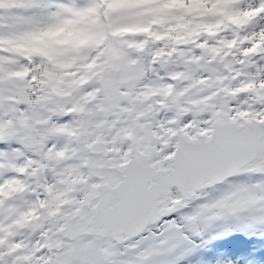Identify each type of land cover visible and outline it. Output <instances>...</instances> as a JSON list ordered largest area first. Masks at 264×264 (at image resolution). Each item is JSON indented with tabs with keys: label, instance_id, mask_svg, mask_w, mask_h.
I'll use <instances>...</instances> for the list:
<instances>
[{
	"label": "snow or ice",
	"instance_id": "1",
	"mask_svg": "<svg viewBox=\"0 0 264 264\" xmlns=\"http://www.w3.org/2000/svg\"><path fill=\"white\" fill-rule=\"evenodd\" d=\"M21 3L36 38L106 0ZM238 13L247 20L193 45L130 51L110 85L83 86L79 114L76 100L40 107L39 60H21L24 96L0 70V264H177L201 225L264 218V0H239ZM8 34L0 20V39ZM103 51L80 55L102 64ZM239 176L256 183L193 208Z\"/></svg>",
	"mask_w": 264,
	"mask_h": 264
},
{
	"label": "rangeland",
	"instance_id": "2",
	"mask_svg": "<svg viewBox=\"0 0 264 264\" xmlns=\"http://www.w3.org/2000/svg\"><path fill=\"white\" fill-rule=\"evenodd\" d=\"M185 1L187 4L156 1H136L121 4L117 3L115 0L112 17L116 27V33L113 36L110 34V31H108V24L105 26L104 23H102L103 21L106 22V19L103 11H101L103 7L100 5L88 16L84 18L73 16L70 18V22L56 29L54 36L57 37L61 32L66 33L65 40L66 43L70 45L69 48L59 50V54L64 58V61L60 62L54 59L53 62L42 53L36 55L30 54V58L22 55L21 58L22 53H20L17 57V62H21V60H27L29 63H35L37 60L41 62L40 64H36L35 69L39 72L37 83L42 92V95L39 97L40 107L47 111L63 112L64 106L76 100L83 86L91 82V80L99 77L110 85L120 71L119 62L122 61L130 51H143L150 43L154 44L158 40L167 39L168 35L161 34L151 37L148 33V28H150L152 24H158L159 26V24L171 22L169 17L174 7L189 4L190 7L197 5L205 8L208 3H201L200 0ZM142 3L147 4V8H142ZM175 3L179 4V6H175ZM230 7H233V3L228 4L224 3L223 0H217V3L211 5L210 8L208 7L206 11L209 12L211 17H217L220 23L225 19H229L228 16H226L227 14L234 15L233 19L235 21H246L245 17L239 18L238 12L222 11V9ZM101 20L102 22H100ZM161 31H164L163 26H161ZM84 36L88 38L87 45L83 48H73V44ZM138 37H146V39L138 43ZM170 37H173V35ZM99 48L104 49L101 53V55L105 57L104 62L102 64H97L95 62L92 64L84 63L85 57L81 56L80 53L95 51ZM0 61H2L4 65L3 68H0V70L5 72L4 83L6 85H11L21 96H24L25 88L27 87L25 81L29 75L28 68L21 64L22 69L20 71L9 73V76H16V80L12 81L9 77H6L8 76L6 63L9 62V59L0 57ZM10 67H18L20 69L19 64ZM41 68H43V71H40ZM76 103L77 107H75L73 111H78V114L82 113L83 107L78 103V100H76ZM254 183H256V178L240 176L221 187L206 191L205 198L197 201L193 205V208H195L197 204L213 203L225 195L243 188L251 189ZM191 210L192 209H189L188 211ZM212 223L221 224L226 228L230 227L231 229L228 231L232 235L235 233L248 235L255 231H249V229L245 227L246 223H251L254 227L261 226L260 224H264V218H261L260 214L253 212L239 216H228ZM208 228V225H201L199 230L200 234L209 232L210 230ZM213 231L216 232V230ZM189 235L190 240L184 241L182 243L183 245H181L178 252L172 258L177 261V264L186 259L185 256H182L183 247L190 246V242H192L194 246L198 244L195 238L199 235L191 233ZM257 239L258 238H252L250 240V237L236 234L229 238L227 242L216 244L212 248H207L206 246L202 253L205 258L207 256L210 258L209 262L211 264H264V242ZM202 247L205 246L202 245ZM215 248H217V250H214ZM187 261L191 260H186L183 264H200L198 260H192V263Z\"/></svg>",
	"mask_w": 264,
	"mask_h": 264
},
{
	"label": "trees",
	"instance_id": "3",
	"mask_svg": "<svg viewBox=\"0 0 264 264\" xmlns=\"http://www.w3.org/2000/svg\"><path fill=\"white\" fill-rule=\"evenodd\" d=\"M136 1H156L165 3L179 2L187 4L185 0H116L117 3L121 4ZM114 2L115 0H106V3L101 5L103 7L101 11H103L106 22H102V20L100 21L104 23L105 26L108 24V31H110V34L112 36L116 33V27L112 17ZM200 2L208 3L205 8L197 5L190 7L189 4L179 6V4L175 3V6L179 7H174L172 11L169 8V10L171 11L169 17L171 19V22L167 24L162 23L159 24V26L158 24H152L151 27L148 28V33L151 35V37L159 34L168 35L169 37L167 36V39H163V41L166 43L165 46L169 47L173 44L172 48L175 51L176 47L180 45H193L195 41L206 32L212 33L221 31L226 29L230 24H240L242 22L235 21L233 19L234 15L227 14L226 16H228L229 19H225L220 23L217 17H211L209 12L206 11L208 7L210 8L211 5L217 3V0H200ZM223 2L228 4L233 3V7L224 8L222 9V11L224 10L229 12H238L239 0L238 2L237 0H223ZM108 5H111V7H109ZM147 6L148 5L145 3H142L141 5L142 8H147ZM25 7L26 6L21 3V0H3V4L0 5V10H2L3 12V16H0V20H3L5 22V27L9 28V34L6 35L3 39H0V48H2V50L7 53V55L4 56L6 59H9V62L6 63V67L8 70V76L6 77H9L12 81L16 80V76L9 75L12 72L16 73L17 71H11V68L13 67L10 66H16L17 64H19V71L22 69L21 62L16 61L20 53H22L21 58L22 55L30 58V54L36 55L42 53L53 62L54 59L62 62L64 61V58L61 56V54H59V50L70 47V45L66 43L65 35L67 34L64 32H61L60 35L55 37L54 34L56 30H53L34 38L32 33L35 29V25H30L26 21H20L19 19V13H21ZM243 17L245 16L239 14V18ZM245 19L247 20L246 17ZM218 22L220 23V25ZM161 26L164 27V31H161ZM172 35L173 37H170ZM260 225L261 226L254 227V225H252L251 223H246L245 227L248 228L249 231L254 230L255 232L248 235H244L241 233H235L232 235L229 232L231 229L230 227L226 228L221 224L211 223L208 225V229L210 230L209 232H203L197 238H195L198 242L197 246H194L192 242H190V246L183 247L182 256H185L186 259L184 261H180V263L178 264H183L184 262H186V260H191L187 261L191 263L192 260H198L200 261V264H211L209 262L210 258L207 256L206 259L203 256L202 252L204 248H206V246L207 248H212L216 244L227 242L229 238L235 236L236 234L250 237V240L252 238H258L257 240H261L264 242V224ZM213 230H216V232L218 233L214 232ZM202 245H204L205 247H202ZM214 250H217V248H215Z\"/></svg>",
	"mask_w": 264,
	"mask_h": 264
},
{
	"label": "water",
	"instance_id": "4",
	"mask_svg": "<svg viewBox=\"0 0 264 264\" xmlns=\"http://www.w3.org/2000/svg\"><path fill=\"white\" fill-rule=\"evenodd\" d=\"M239 177H240V176H239ZM239 177L231 178L229 181H232V180H234V179H236V178H239ZM227 182H228V181H227ZM227 182H225V183H221V184H218V185H216L214 188L207 189L206 191L214 190V189L217 188V187H221V186L225 185Z\"/></svg>",
	"mask_w": 264,
	"mask_h": 264
},
{
	"label": "flooded vegetation",
	"instance_id": "5",
	"mask_svg": "<svg viewBox=\"0 0 264 264\" xmlns=\"http://www.w3.org/2000/svg\"><path fill=\"white\" fill-rule=\"evenodd\" d=\"M169 45V44H168ZM172 46H173V44H172ZM174 51V50H173ZM82 90V89H81ZM78 103H79V101H78Z\"/></svg>",
	"mask_w": 264,
	"mask_h": 264
}]
</instances>
